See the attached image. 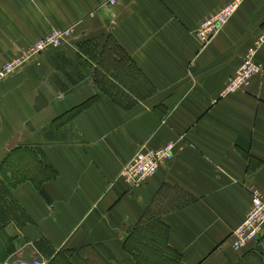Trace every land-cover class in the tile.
Segmentation results:
<instances>
[{"label":"crops","instance_id":"1","mask_svg":"<svg viewBox=\"0 0 264 264\" xmlns=\"http://www.w3.org/2000/svg\"><path fill=\"white\" fill-rule=\"evenodd\" d=\"M230 1L0 0V65L72 27L0 82V264H264V233L229 241L247 186L264 193V44L261 73L222 94L264 0L195 35ZM170 140L173 158L131 188L122 166Z\"/></svg>","mask_w":264,"mask_h":264},{"label":"built area","instance_id":"2","mask_svg":"<svg viewBox=\"0 0 264 264\" xmlns=\"http://www.w3.org/2000/svg\"><path fill=\"white\" fill-rule=\"evenodd\" d=\"M109 1L113 4L115 0ZM242 1L231 0L200 20L195 30V35L202 45L208 43L214 34L227 23ZM71 32V26L62 29L51 28L45 36L35 40L19 54L3 61L0 65V82L18 68L36 59L41 52L57 48L66 43ZM263 44L264 33L258 35L246 49L240 65L226 81L222 94L246 89L251 84L253 78L261 73L262 67L256 60V55ZM175 143L176 141L170 140L158 148H139L131 159L122 166L120 175L131 188L134 189L140 186L147 177L156 172L162 162L173 158ZM247 191L250 198L249 207L242 221L229 233L230 244L235 248H244L248 244L257 242L264 233V193L253 185L247 186ZM2 264L44 263L39 259H14L6 260Z\"/></svg>","mask_w":264,"mask_h":264}]
</instances>
